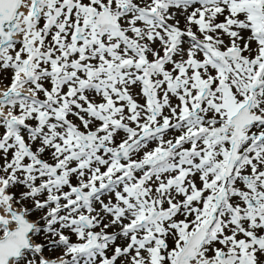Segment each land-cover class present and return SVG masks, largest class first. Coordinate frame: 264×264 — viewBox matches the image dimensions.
<instances>
[{
    "label": "snow or ice",
    "instance_id": "obj_1",
    "mask_svg": "<svg viewBox=\"0 0 264 264\" xmlns=\"http://www.w3.org/2000/svg\"><path fill=\"white\" fill-rule=\"evenodd\" d=\"M0 264H264V0H0Z\"/></svg>",
    "mask_w": 264,
    "mask_h": 264
}]
</instances>
